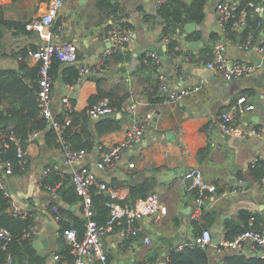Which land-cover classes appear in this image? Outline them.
I'll list each match as a JSON object with an SVG mask.
<instances>
[{
	"label": "crops",
	"instance_id": "crops-1",
	"mask_svg": "<svg viewBox=\"0 0 264 264\" xmlns=\"http://www.w3.org/2000/svg\"><path fill=\"white\" fill-rule=\"evenodd\" d=\"M187 1L191 3L193 0ZM223 1L226 0L207 1L205 21L201 25L196 23L195 32L187 33L186 24L178 28L175 37L184 54L176 58L168 55L165 39H160L164 24L158 21L161 16L155 0L66 1L54 30L58 31L62 23L61 41L78 45V67L83 63L93 64L97 57L113 48L105 38L114 26L124 24L134 30L133 40L125 51L131 54V59L120 62L109 54L105 70L100 75L105 78L106 91L121 85L123 89L117 87L118 94L128 92L129 97L124 102L127 115L121 130L100 137L95 148L73 164L66 160L62 148L47 138L45 131L28 142L25 149L28 165L24 171L5 175L0 154V188L10 198L8 212H27V218L31 220L26 235L29 246L17 249V260L24 264H74L71 251H68L69 245L63 236V224L55 221L52 206L59 205L67 216L82 218L80 202L69 205L60 193L53 195L43 187L41 180L44 170L51 168L64 178L66 174L72 176L73 172L82 167L95 168L100 158L98 146L108 148L122 141L134 122L146 124L143 141L128 149L114 167L98 170L99 178L124 196L121 202L128 198L131 185L150 180L154 187L153 193L160 196L169 212L160 222L153 218L138 221V236L124 235L125 225L120 229L106 230L103 242L109 260L105 263L93 260L90 264H168L171 250L182 251L190 245L188 242H193L199 234L193 227L194 219L191 216L196 194L187 189L183 178L194 167L201 168L206 180L218 188L217 193L204 204V215L209 214L206 221H214L211 226L204 228L213 233V241L207 247L209 264H221L227 254L235 252H219V244H214L218 234L221 240L226 233L224 224L227 220L237 221L241 210L249 211L264 220V178L260 177L262 170L252 165L256 159L264 165V59L256 49L257 45L264 42V16L261 15V22L256 24L253 31V47L242 48L241 35L227 37L226 30L221 31L219 28L218 5ZM0 7L5 20L28 24L47 11L48 2L0 0ZM146 14L153 17L151 21L145 20ZM0 30V70L19 73L23 61L30 68L37 67L28 56H22V52L39 46V34L23 26L15 28L0 24ZM198 32L201 37L194 38L193 35ZM215 32L220 34L217 42L210 39ZM194 41L202 43L196 48L188 47ZM219 43L225 44L228 60L253 62L259 65L257 71L232 81L207 73L209 69L205 62L213 58V53L211 58L205 60L202 50L206 45L215 47ZM159 48L165 49L171 59V62L162 60L159 63L161 76L167 77L172 88L201 86L199 91L185 96L177 104L169 101L168 95L163 92L160 93L167 96V101L150 104L142 92L146 84L136 74L140 57L144 54L151 56ZM260 58L261 62L258 63ZM203 70L206 73L199 74L205 72ZM27 72L22 70L19 75L23 76ZM24 79L26 83L31 82L30 76ZM97 93V83L89 80V76L71 85L60 72L54 87L53 112L60 116L66 111L86 110L90 106V97ZM67 96L71 107L64 104ZM241 96H247L256 108L238 115L233 122L238 133L227 134L222 129L220 116ZM72 100L76 101L74 107ZM10 103V99H3L0 107L7 110L11 107ZM132 105L135 107L133 110ZM150 112L153 117L146 120ZM118 117L121 118L122 114L118 113ZM131 163L135 166L131 167ZM204 221L203 216L198 222ZM146 237H150V243L145 241ZM237 252L249 257H260L259 253L264 251L246 245Z\"/></svg>",
	"mask_w": 264,
	"mask_h": 264
},
{
	"label": "built area",
	"instance_id": "built-area-1",
	"mask_svg": "<svg viewBox=\"0 0 264 264\" xmlns=\"http://www.w3.org/2000/svg\"><path fill=\"white\" fill-rule=\"evenodd\" d=\"M48 2L47 11L41 16L35 18L27 24L29 30L37 32L40 36L41 43L36 48H29L27 56L39 68V90L38 101L42 110V114L47 120L49 126L57 131L58 139L66 160L73 164L74 162L82 160L87 154V149H75L64 137V131L67 126L72 123V118L66 116L64 122H61L54 114L52 109V100L54 94V87L56 79L51 74V68L54 59H58L62 64H78L79 62V47L73 42L61 41V33L63 31V24H59L58 31L54 30V25L58 19L60 11L65 6L67 0H46ZM158 9L167 0H155ZM250 7L254 12L263 15L264 0L259 3L251 1ZM248 11L240 9V2L226 0L218 5V24L221 31L226 30L229 22L233 21L234 28L241 30L246 25V17ZM134 30L126 25L114 26L106 35L105 41L112 45V49L107 50L96 58L93 64L83 63L79 66L78 82L84 80L91 75L100 76L103 74L107 65L109 54L113 52H125L128 44L133 40ZM1 38V30H0ZM168 39H165V43ZM242 48L250 49L252 45V35L248 40L241 45ZM258 54L264 59V42L257 45ZM226 46L224 43L217 44L213 49V58L205 62L206 67L214 74H217L225 80L232 81L246 76L252 75L257 71L259 65L243 61H230L225 56ZM151 57L155 62L162 61L161 57L153 52ZM161 85L160 92L168 95L169 101L172 103H179L185 96H188L201 89L200 85L182 86L179 88H172L169 85L166 76L160 77ZM64 104L68 107L71 105L69 97L64 98ZM135 107L132 105L131 109ZM256 105L249 100L247 96H241L237 102L224 111L221 116V126L227 134H237L238 130L234 126V120L238 115H243L247 112L255 110ZM91 119L97 121L107 116L115 115L117 109L110 104L108 98L100 100L88 110ZM152 112L147 114L146 120L152 119ZM146 124L142 122H134L126 132L124 139L108 148L98 146L100 158L95 168L82 167L80 170L72 173L71 183L74 185L77 195L81 198L80 212L81 217L85 221V232L82 238L74 225V222L68 217L64 216L59 205L52 206L54 219L56 222L63 220L68 221L71 226L63 230V236L70 247L73 256L74 264H90L93 260L107 262L108 252L104 246L103 235L106 230H112L116 225L124 226L123 234L138 236L140 233L136 223L145 218H153L160 222L169 212L168 206L162 201L160 196L156 193L150 194L145 199H140L134 205L122 204L124 196L120 192L111 187L107 182L101 181L98 175V170H106L115 166L116 162L120 160L124 153L136 145L141 143L146 134ZM41 131L31 133L27 142L33 141L39 136ZM14 143L18 146V163L15 164L10 160H2V169L5 175H13L17 172H22L27 168L28 159L26 150L21 144V139L14 134H8L0 131V148L5 152ZM260 160L256 159L252 163L256 166ZM131 167L135 164L131 163ZM51 168L44 170L41 185L51 192L57 194V187H53L46 183L48 175L51 173ZM1 179V177H0ZM184 184L188 190L195 192L196 203L191 213L194 220L201 221L204 216V204L208 198L215 195L218 188L215 184L208 182L204 176L201 168L194 167L186 172L184 175ZM105 192L111 196L112 201L109 203L111 208L110 220L106 227L99 226L95 220V211L93 206V195ZM223 195H226L224 193ZM15 216L27 218V212H14ZM27 235V234H26ZM13 239V234L8 229H0V244L4 250H7L8 245ZM147 243L151 242L150 237H146ZM213 241V233L209 229L203 230L199 233L190 245H197L202 247L209 246ZM246 245H251L264 251V230L259 231L250 229L239 234L234 239H227L225 234L220 240L217 250L224 252L226 250L238 251ZM59 258V256H57ZM0 264H20L14 259L11 254H8L3 262Z\"/></svg>",
	"mask_w": 264,
	"mask_h": 264
},
{
	"label": "trees",
	"instance_id": "trees-1",
	"mask_svg": "<svg viewBox=\"0 0 264 264\" xmlns=\"http://www.w3.org/2000/svg\"><path fill=\"white\" fill-rule=\"evenodd\" d=\"M17 1V0H14ZM208 0H193L189 3L187 0H167L162 4L158 10L159 15L163 19V29L160 35V39H168L167 53L170 57L176 58L183 55L184 52L181 50V44L175 37L178 28L189 23L195 22L202 24L205 21V5ZM257 2L260 0H241L240 9H246L248 11L246 17V26L242 28V31H237L234 28L233 21L229 22L226 26L227 37L235 38L237 35H241L242 43H245L248 38L253 35V31L256 24H260L262 17L255 13L253 8L250 7L249 3ZM104 4H106L104 2ZM108 4V3H107ZM0 7V24L5 26H14L15 28L26 29L27 23L22 24L13 21H7L1 15ZM151 15H145L147 22L152 20ZM124 25V24H123ZM194 38L201 37V33H195ZM220 38V34L213 33L210 39L217 42ZM214 46L206 45V48L202 50L205 54L206 59L211 58ZM27 50H23L22 56H27ZM112 57H115L118 61L124 62L131 59V54L127 52H113ZM160 67L161 64L155 62L154 58L144 54L140 57V65L137 69L136 74L140 75L143 82L146 84L143 86V93L146 94L150 104H159L167 101L168 98L160 93ZM179 68H181L179 66ZM28 71L25 75L20 76L21 71ZM181 71V69H180ZM60 72L63 73L65 81L71 85L78 81L79 67L77 64H62L58 59H54L51 74L57 80ZM0 70V104L3 99H10L11 107L3 109L0 107V131H4L8 134H14L16 137L21 139V144L26 149L29 135L35 131H45L48 139L52 140L57 146L61 147L58 139L57 131L51 128L42 114V110L38 101V90H39V68H30L26 62H22L20 71ZM30 76L31 82L26 83V77ZM89 80H93L97 83L98 93L90 97V106H93L100 100L108 98L110 104L117 109L115 115L107 116L97 121L91 119L89 116V108L81 112L72 110L66 111L65 113L57 116V118L64 122L66 116L72 118V123L66 127L64 131V137L75 149H87L91 151L99 143V138L105 134L116 132L122 129V123L126 118L127 113L124 111V102L128 99L129 94L123 91L122 94H118L117 87L121 90L123 86L118 85L110 91L104 89L105 78L103 76L91 75ZM74 107L75 100H72ZM118 113L122 114V117H118ZM18 146L11 143L10 147L3 152L0 148V154L2 160H10L13 163H18ZM258 170H262L260 177L264 178V165L262 161L254 166ZM46 183L57 187V192L60 193L66 203L69 205L78 204L81 198L77 195L74 185L71 183V176L66 174L64 178L58 175L57 172L51 171L48 175ZM154 192V187L150 180L144 181L137 185L130 186V194L128 198L121 202L122 204L134 205L136 201L147 198ZM112 201L111 196L105 192L93 195V206L95 211V220L99 226L106 227L110 220L111 208L109 203ZM10 206V198L0 188V229L5 228L12 232L13 239L8 245L7 250L2 248L0 244V262H3L8 254H11L16 261L20 264H24L21 260H17V249H22L23 246H29L28 238L26 234L29 231L31 220L29 218H22L15 216L8 212ZM62 210L64 216L68 217L74 222L75 227L79 232L80 238L83 237L85 232V221L77 216L65 214V210ZM211 215V214H210ZM209 214L204 215V222L200 223L197 220H193L192 224L197 233H201L204 228H208L213 224V219L206 221ZM264 220H261L257 215L241 210L237 221L227 220L224 224L226 230L225 237L227 239H234L239 234L255 229L259 231L264 230ZM263 222V227H261ZM63 230L70 227L71 224L63 220ZM122 226L116 225L115 229H120ZM22 242V246H20ZM208 247V246H207ZM207 247L197 245H187L182 251L176 249L171 250L168 264H209V254ZM70 251V247L68 249ZM109 260V256H108ZM107 260V262H108ZM221 264H264V257H249L242 252H233L225 256Z\"/></svg>",
	"mask_w": 264,
	"mask_h": 264
},
{
	"label": "water",
	"instance_id": "water-1",
	"mask_svg": "<svg viewBox=\"0 0 264 264\" xmlns=\"http://www.w3.org/2000/svg\"><path fill=\"white\" fill-rule=\"evenodd\" d=\"M263 16H264V12H263ZM158 21L160 22V21H163V19H162V17H158ZM197 27V24L195 23V22H189V23H187L186 25H185V30H186V32L187 33H192V32H195L196 31V28ZM184 38H187L186 36H184ZM201 41H194V42H190L189 44H188V47H190V48H196V47H198V46H200L201 45ZM161 58H162V60H164V61H166V62H171V59L168 57V55H167V53L165 52V49H163V48H159L158 50H157V52H156ZM258 63H260L261 62V58L259 59V61H257ZM203 71H205V72H200L199 74H201V75H204V73H206V70H203ZM208 72L207 73H209V74H212L213 72H211L210 70H207ZM39 237V236H38ZM38 237H36V238H38ZM220 235L218 234L217 236H216V238L214 239V244L217 246L218 244H219V242H220ZM188 243H192V241H189ZM263 254H264V252L262 253H259V255H260V257H262L263 256ZM120 264H124V263H120Z\"/></svg>",
	"mask_w": 264,
	"mask_h": 264
}]
</instances>
